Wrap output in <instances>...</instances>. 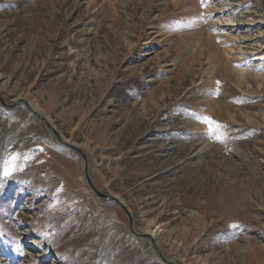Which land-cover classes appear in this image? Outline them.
Returning a JSON list of instances; mask_svg holds the SVG:
<instances>
[{"label": "rangeland", "instance_id": "374dc122", "mask_svg": "<svg viewBox=\"0 0 264 264\" xmlns=\"http://www.w3.org/2000/svg\"><path fill=\"white\" fill-rule=\"evenodd\" d=\"M0 96L164 258L264 264V0H0ZM0 264L162 263L0 103Z\"/></svg>", "mask_w": 264, "mask_h": 264}, {"label": "water", "instance_id": "95a60500", "mask_svg": "<svg viewBox=\"0 0 264 264\" xmlns=\"http://www.w3.org/2000/svg\"><path fill=\"white\" fill-rule=\"evenodd\" d=\"M0 103L6 109H13V108H15L17 106H21V107L25 108L26 110H28V112L32 116H34L35 118L40 120L45 125V127L51 132L52 136L59 143L60 147H62L63 149H65L67 151H73L74 153H76L81 158L82 167H83V174H84L85 180H86L89 188L92 190V192L100 200L106 202L107 204H114V205H116L117 207H119L120 209L123 210V212L125 213V215L127 217L128 228H129L131 234L133 236L137 237V238H142V239L149 240L153 250L157 254L158 259L160 260V262L162 264H177V263H175L173 261H170V260H168V259L163 257V255L161 254L159 248L156 245V242H155V239L153 238V235H151L149 233H138V232H136L134 230L131 214H130V212L128 211V209L125 207V205L123 204V202L120 199H118L117 197L111 196V195L103 194L94 186V184L92 183V181L89 178L87 158H86V155L84 154V152L82 150H80L79 148L73 146L72 144H69V143L65 142L64 140H62L60 135L58 134V132L49 123V121L45 117H42L39 114H37L25 100H19V101L15 102V103L9 105L0 96Z\"/></svg>", "mask_w": 264, "mask_h": 264}, {"label": "snow or ice", "instance_id": "6c2138e0", "mask_svg": "<svg viewBox=\"0 0 264 264\" xmlns=\"http://www.w3.org/2000/svg\"><path fill=\"white\" fill-rule=\"evenodd\" d=\"M203 121L207 123L208 125V128H207L208 134L212 135L214 139L222 140L225 137L226 133L224 129L226 128V126L221 125L218 122L212 120L211 117H203ZM16 159H17L16 156H12L9 159L4 161L3 174L5 176L10 175L14 171L16 167L15 165Z\"/></svg>", "mask_w": 264, "mask_h": 264}, {"label": "bare ground", "instance_id": "6f19581e", "mask_svg": "<svg viewBox=\"0 0 264 264\" xmlns=\"http://www.w3.org/2000/svg\"><path fill=\"white\" fill-rule=\"evenodd\" d=\"M226 22H228L229 24H232L233 23V21H226ZM230 27H232V26H230ZM263 57L261 56V57H259L258 58V60H260V59H262ZM61 149L60 150H62L63 152H67L65 149H63L62 147H60ZM109 205H113V204H109Z\"/></svg>", "mask_w": 264, "mask_h": 264}]
</instances>
